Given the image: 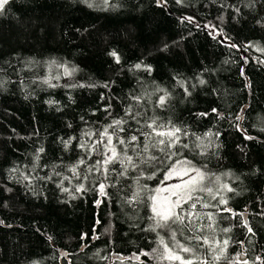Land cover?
I'll return each mask as SVG.
<instances>
[{"label":"trees","instance_id":"trees-1","mask_svg":"<svg viewBox=\"0 0 264 264\" xmlns=\"http://www.w3.org/2000/svg\"><path fill=\"white\" fill-rule=\"evenodd\" d=\"M176 161L216 183L158 228L149 197ZM161 238L193 264H264V0H8L0 264H179Z\"/></svg>","mask_w":264,"mask_h":264},{"label":"snow or ice","instance_id":"snow-or-ice-1","mask_svg":"<svg viewBox=\"0 0 264 264\" xmlns=\"http://www.w3.org/2000/svg\"><path fill=\"white\" fill-rule=\"evenodd\" d=\"M7 3L8 0H0V9H2L4 5ZM164 102H165V98L161 97L160 98L161 105H163ZM114 123L120 124L121 121H115ZM154 125H155V121H153L151 124H148L147 127L152 128L156 136L167 137L168 146L174 147L179 140V137L176 136V133L179 132L180 130L173 128L169 131H157ZM159 127L163 128L164 126L160 125ZM106 135H107V129H105L104 133H101V136H106ZM131 139L135 141L137 138L133 136ZM120 143L123 144L125 142L121 140ZM158 143L164 145L165 140L160 139ZM108 145H111V136H108ZM108 145H106V147H108ZM145 148L147 149V145L145 146ZM108 150L112 153V155L108 156L105 159L104 161L105 164L113 162V160L117 157V153L114 146L109 148ZM163 150L164 149H161V151ZM151 159H155V158L152 157ZM127 160L129 163L132 162L131 157H127ZM81 163H83V161H81ZM177 165H179L180 167L178 168ZM72 171L75 173V168H73ZM174 177L179 179L181 182L167 187H158L157 189L154 190V194H152L149 197V199L152 202V209H151L153 212L152 218L156 220V227L158 228L170 227L171 224L183 225L186 217L180 215L175 210L176 209L183 210L184 204H187L190 201H193L194 199H198V197H194L193 195L195 192L205 191V188L202 187L203 181L205 180V174L200 169L192 167L190 165V162H186V161L174 162L173 165L169 168L168 172L166 173L165 180L172 179ZM185 177H187V179H185ZM150 178L151 177H149V179ZM161 183L163 184V181ZM104 187L105 185L103 184L100 185L101 195H104ZM228 190L231 191V189ZM207 191L211 193L210 188L207 189ZM139 195L140 193L136 192L133 194V197L135 198L138 197ZM221 203H227V201L221 200ZM203 206L208 207L207 204ZM191 207L195 208L196 204L192 203ZM225 210L227 211L228 209ZM187 215L190 217L192 214L188 213ZM223 231L227 232L230 231V229H223ZM249 231H251V229H249ZM175 237H176V233L173 232L171 238L175 240ZM193 238L196 240L201 239V237L199 236H194L191 237L190 239ZM203 242L205 244H208L207 238H204ZM159 243L164 248V254L160 257L161 260H168L169 262L178 261L179 264H193V261L191 259H186L185 257L179 254L180 252L190 253L192 251L191 248L180 244L178 241L174 246H170L169 244L165 243L163 238L160 239ZM223 243L225 246H227L228 241L225 240ZM176 249H179V251H176ZM220 251L221 253H223L224 249L221 248ZM145 255H147V253H145ZM220 258H221L220 255L214 257V259L216 260H219ZM202 264H204V262H202ZM243 264H247V261H244Z\"/></svg>","mask_w":264,"mask_h":264},{"label":"rangeland","instance_id":"rangeland-1","mask_svg":"<svg viewBox=\"0 0 264 264\" xmlns=\"http://www.w3.org/2000/svg\"><path fill=\"white\" fill-rule=\"evenodd\" d=\"M177 167L179 168L180 166L177 165ZM185 179H187V177H185ZM180 182L181 181L179 179H177V178L174 177L172 179H168L166 181V183L162 184L160 187H167V186H170V185L178 184ZM215 183H216V179H213L212 177H209V176L205 175V180L203 181V184H202V187L205 188V191H197L195 193H204L206 195L212 194V193H209L207 191V189L210 188L211 189V192H212V190H213V188L215 186ZM158 208H159V205H158ZM150 209H152V202H151V200H150ZM160 210H163V209H160ZM152 214H153V212H152Z\"/></svg>","mask_w":264,"mask_h":264},{"label":"water","instance_id":"water-1","mask_svg":"<svg viewBox=\"0 0 264 264\" xmlns=\"http://www.w3.org/2000/svg\"><path fill=\"white\" fill-rule=\"evenodd\" d=\"M157 2L160 4V3H161V0H157ZM227 209H228V208H227ZM231 211H233V210L231 209ZM240 216L242 217V220H243V224H244V226H245V227H248V223H247V219H246V214L242 212V213L240 214ZM112 258H114V259H118V260H122V259H123V257L120 256V255H118V254H113V255H112ZM129 258H130L131 260L134 259L133 256H129Z\"/></svg>","mask_w":264,"mask_h":264}]
</instances>
